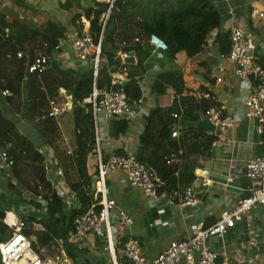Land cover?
Instances as JSON below:
<instances>
[{
    "label": "crops",
    "instance_id": "1",
    "mask_svg": "<svg viewBox=\"0 0 264 264\" xmlns=\"http://www.w3.org/2000/svg\"><path fill=\"white\" fill-rule=\"evenodd\" d=\"M94 3H102V1L32 0L25 4L17 0H0V26L1 23H11L12 26H15L13 30H11L12 27L5 26L9 30L8 37L11 31L14 32V35L17 34L16 36L18 38L22 35V39L20 42H16V46L19 48V51L26 54L27 58L40 52L44 53L39 49L34 50L29 43V29L34 28L35 25H44L47 21L56 23L62 30V35L58 40L66 41L59 50V57L53 60V62L50 60L43 74H32L27 79L30 87L29 109L41 105L37 111L33 112H39V118L41 113L48 110L49 102L53 100L56 105L64 106V110L57 116L58 118L48 117V119L46 118L44 120L38 119L37 128L32 126L28 128L22 124L20 110L16 111L13 105L9 103V98H4L0 95L5 100L4 102L0 101L3 105L0 108L1 113L12 121L18 132L30 143L33 150L40 153L41 156L42 152L40 150L42 147L54 151L56 160L59 163H55L51 154L46 152L44 161L45 176L52 189L61 199L63 213L71 211L65 203L68 196L73 195L79 203L81 199L71 187V181L76 175L73 156L77 149L75 141L77 130L72 116V85L71 88H67L71 84V79L62 77L61 73H76L77 71L87 70L85 66L79 67V65H74L73 61L67 64V57L71 56L70 40L82 28L80 19L85 16L83 11L87 5L93 6ZM214 4L220 14V26L208 35L207 45L204 51L193 60L188 57L184 50L177 51L173 57H168L160 49L154 50L153 45L148 41L149 36L147 37L141 32L137 34V37H135L136 35L132 38L129 37L130 39L128 38L127 43H117V46L120 48L125 45L130 47L137 46L134 50L129 51L133 54L135 62L128 66L124 90L129 82L136 81L139 97L143 94L145 95V101L142 107L144 111L139 112L133 120L126 122L127 126L125 131H123L124 135L128 134L131 136L130 140L137 150V156L139 147L141 148L139 137L144 131L146 117L154 108L171 112V118L172 113L180 112V106H182L184 109L181 111V117L187 122L194 123L191 120L192 117L195 113L196 115L202 114L203 110L198 109L195 112L190 109L191 99L198 100L202 98L207 100L209 98L203 95V93L207 92L213 96L215 101L224 106V112L238 114L245 111L243 101L251 91V80L237 77L233 73L232 66L219 57L220 46L215 42V37L217 33L226 32L230 34L231 29L234 27L244 28L253 34L258 44L257 57L264 58V0H214ZM78 12H81V17L75 18L74 15ZM259 12H262V16H259ZM21 25L23 29L19 28ZM26 26L29 28H26ZM134 38H139V40L135 41ZM23 61L26 63L27 59L24 58ZM109 63L113 66H118L119 64L116 59L113 62L109 61ZM106 72L109 78L108 71L106 70ZM161 75H164L162 79L160 78ZM178 78L182 82L183 91L181 94L175 93L174 89ZM2 81L0 80V84ZM51 91L53 93H50ZM67 91H70L71 94L67 95ZM173 95L174 99H172ZM67 113H70L72 122L66 120L62 125L60 123L63 120L61 117ZM115 121L121 122L127 120L115 119ZM171 121H174L173 117ZM256 122L255 119L235 122L234 126L228 128L225 132L215 135L216 137L212 136L213 152L209 156H201L193 153L195 143L202 142V138L197 137V132L201 129L196 126L181 127L179 137H183L184 139V151L188 154L189 158H198L199 162H202L203 157L210 159V168L206 177H209L212 183L209 186L203 184V182L201 185H197V177L193 172L187 169L184 170L183 165L181 168L185 173L182 172V175L181 173L176 174L179 181L178 186L181 189L187 185H191L193 191L200 198V202L195 207H178L177 204L168 203L165 199H162L161 202L156 201V206L161 209V216H164L165 220H167L165 224H160L156 220L157 214L155 208L149 204V201L138 188L129 185L125 181L121 172L115 171L109 174L108 186L110 195L116 202L117 208L123 209L134 219L132 227L122 228L120 230V235L116 242L118 264H128L123 253V234L126 233L128 235L130 233L137 237L140 241L142 254L147 259H153L167 246L170 240L188 239L193 233V225L195 222L202 221L204 225L213 223L218 218L221 209L231 207L236 202L237 197L241 193H245L247 190L246 187L249 186V180L246 178V184L244 186L242 182V177L245 176L242 173L244 163L250 157L259 156L264 153V145L259 143V136L256 133ZM203 132L209 135L212 134L211 132ZM117 134L114 131V134L111 135L115 138ZM60 143L66 144V146H63V150H58V144ZM216 146L221 148L220 158L215 157L214 149ZM2 147L4 146H0V149ZM117 153H121V151H117ZM189 158L184 161V164H186ZM168 161L179 162V159L177 156L170 155ZM86 162L92 168V171L89 172L91 174L95 171V167L92 165L90 154H88ZM56 166L59 167L58 173ZM62 166L67 171L60 169ZM16 170L17 167L15 169L13 168L12 172L11 170H5L0 164V209L4 211L13 209L19 217L24 218L26 221L27 219L30 221L29 217L35 220V217L41 216L38 211L39 205L34 203L30 204L34 209V213H29L27 218L24 217V212L17 209L18 203L21 200L26 201L22 197L23 193H29L36 197L39 195L24 187L23 183L14 173ZM231 172L232 181L226 191H224L220 183ZM12 173V178L8 177L7 179L4 177V174L10 176ZM70 173L71 175H69ZM58 185L63 187V196H60L58 194L59 192H57L56 186ZM164 186L163 183L161 191H170L164 188ZM14 191L15 194H12ZM84 192L90 197L89 185L84 188ZM214 194H216L215 197ZM16 195H19V197ZM8 198L10 203L8 202L5 205L3 202L8 201ZM41 200L45 203L44 211L46 217L43 215L42 220L40 219L34 226H28L24 230L34 232L44 230V221H47L49 217L47 214V202L42 197ZM37 211L38 215L36 213ZM260 218H263L264 223V206L258 211L252 212V222L258 224ZM9 235L10 230L0 220V241H5ZM27 236L37 245L38 250L36 249V251L38 253L47 258H58L57 261L60 264H95L91 260L94 256L98 259L96 264H108L109 262L107 251L103 248L104 240L94 231L81 239L73 238L68 233L65 239H55L48 248L40 246L36 242L35 235L32 232ZM71 241L75 242L74 246H71ZM249 241H254V244H250ZM208 244L216 253L217 257L221 259L224 257L230 259L244 257L245 262L243 264H264V232L252 233L247 226L245 227L243 221L239 222L235 228L229 229L222 237H210Z\"/></svg>",
    "mask_w": 264,
    "mask_h": 264
},
{
    "label": "built area",
    "instance_id": "2",
    "mask_svg": "<svg viewBox=\"0 0 264 264\" xmlns=\"http://www.w3.org/2000/svg\"><path fill=\"white\" fill-rule=\"evenodd\" d=\"M22 3H29L32 0H17ZM104 8L100 13V29L97 40L89 32L92 17H81L82 28L80 32L70 40L71 56H68L67 64L73 61L74 65L85 66L91 72V90L83 102L91 108L93 150L90 159L95 171L91 174L92 168L86 162V173L90 177L91 202L86 210L77 215L72 222V232L76 238H84L94 231L104 240V250L107 251L108 264H118L116 256V242L122 228H130L134 224V219L123 209L117 208L116 202L110 195L108 186V176L110 173L119 171L125 181L138 188L155 208L156 220L160 224H165L164 216H161V209L156 206V201L165 199L168 203L177 204L178 207H195L200 198L193 191L191 185L170 191H161L163 183L158 180L155 170L145 163L139 161L137 150L135 149L131 136L120 132L115 135L110 134L108 122L115 119L133 120L139 112H143L145 95L137 99L130 98L125 90L129 62L126 61L127 52L119 51L115 55L118 66L109 63L107 55L102 50V41L105 38L107 25L110 20L112 10L116 0H101ZM262 16V12L258 13ZM4 37L8 35V28L2 29ZM138 41L139 38H134ZM154 50H165L166 44L156 35L151 34L148 39ZM66 41L58 40L49 53H37L27 58L26 54L18 51V58L27 59L24 63V75L20 85L8 87L2 81L0 84V95L4 98H14L22 90L23 82L27 81L29 75H41L46 71L50 62L59 57V50ZM258 44L254 36L248 30L241 27H234L230 32V47L226 54L219 53V57L225 60L233 68V73L239 78L251 80V91L244 98V112L238 114H228L224 112V106H213L203 110L199 114V119H206L213 127L212 136L225 132L234 126L235 122L246 119H255L257 122L256 133L258 136L264 133V65L257 61ZM133 57V56H132ZM133 57V63H134ZM65 64V63H64ZM63 65V63H62ZM102 68L108 71L107 83L100 87L98 85L99 72ZM220 80V79H218ZM203 95L208 98L209 93ZM174 99V95L172 97ZM173 112L174 121L169 125L171 137L179 138L181 125V111ZM64 110V106H58L55 101L49 102V108L41 113L39 120L48 117H57ZM216 137V136H215ZM259 143L264 145L263 140ZM121 151V153H117ZM169 162V161H168ZM0 164L5 170L14 168V159L8 155L7 147L0 149ZM245 176L249 180V186L245 194L241 193L236 202L227 208L221 209L218 218L209 225H204L202 221H197L193 225V233L188 239L170 240L153 259H147L142 254L140 241L132 234H123L124 256L128 264H243L244 257L218 259L216 253L208 244L210 237H222L229 230L237 226L242 219L251 212L258 211L264 206V153L253 156L244 163ZM4 177H13V173ZM232 181V172L220 183L221 188L226 191ZM203 184L211 185L209 177L202 179ZM57 192L63 196L64 190L61 185L56 186ZM63 192V193H62ZM15 194V191L12 193ZM216 194H214L215 197ZM19 197V195H16ZM17 209L24 212V217L29 213L33 214L34 209L31 203H38V211L41 216L27 221L19 217L13 209L5 211L1 222L10 230V235L5 241H0V264H60L57 259L44 257L33 248V241L23 230L28 226H34L45 215V203L40 196H32L23 193ZM32 200V201H31ZM10 203L4 201L5 205ZM66 205L69 210L78 209L81 204L76 201L73 195L68 196ZM38 211L36 212L38 215ZM249 219V220H248ZM153 225V223H151ZM246 226L250 231L253 229L252 221L246 217ZM116 229H118L116 231ZM254 244V241H249ZM72 264V263H70ZM74 264V263H73Z\"/></svg>",
    "mask_w": 264,
    "mask_h": 264
},
{
    "label": "trees",
    "instance_id": "3",
    "mask_svg": "<svg viewBox=\"0 0 264 264\" xmlns=\"http://www.w3.org/2000/svg\"><path fill=\"white\" fill-rule=\"evenodd\" d=\"M103 8L104 3H94L93 6L87 5L83 11L86 17L92 15L89 32L94 36L95 41L100 29L99 17ZM80 16L81 12L74 15L75 18ZM220 21V14L214 0H116L107 25L105 38L102 41V50L108 56L109 61L113 62L115 53L119 50L129 52L137 47L125 45L120 48L117 43H127L130 38L135 35L137 37V34L141 32L147 37L151 34L158 36L167 46L166 54L168 57H173L177 51L184 50L188 57L193 60L204 51L208 35L214 29L219 28ZM1 26L12 27L11 30L15 29L11 23H1ZM19 28L23 29L22 25ZM26 28L29 27L26 26ZM29 30L31 48L39 49L44 53L50 51L62 35L60 26L52 21H47L44 25H35ZM16 35L11 31L8 39H3L0 36V80H3L8 87L19 85L23 77L24 61L16 57V52L19 51L16 42H20L22 35L19 38ZM215 42L219 44L220 52L226 54L230 46V34L226 32L217 33ZM257 58V61L264 65V58ZM61 76L71 79V84L67 88H71L72 85V116L77 130L75 134L77 149L73 156L76 175L71 181V187L80 196L81 208L73 209L67 213L62 212L61 199L46 179L41 154L33 150L12 121L3 116L0 111V146H8V155L14 159V169L17 167L14 173L24 187L41 196L47 202L49 219L44 221V230L41 232L23 231L27 235L32 232L36 242L43 248H48L55 239H65L72 227L74 218L86 210L92 200L91 196L89 197L84 192V188L89 185V176L85 167L88 154L92 150L93 133L90 108L88 104L83 102L91 90V72L87 70L76 73L68 72L61 73ZM163 76L161 75L160 78L162 79ZM107 81L106 69L102 68L98 77L99 86H104ZM135 82H129L125 88L127 94L133 99L139 97V90ZM174 89L175 93L178 94L183 91L182 82L179 78ZM191 100L190 109L195 112L198 109L204 110L217 104L211 97L207 100L202 98ZM9 101L13 103V99L9 98ZM13 107L19 111V102L15 101ZM170 113L159 108H154L149 112L144 131L139 137L141 148L138 152V159L155 170L158 180L164 183V188L174 190L179 184L176 174L181 173L182 175L183 169L181 167L185 166L184 161L188 154L184 151L183 137L175 139L170 135L169 125L172 122ZM191 120L197 122L198 115L195 113ZM126 126V121L117 122L114 120L116 134L125 131ZM198 136L202 138V142L195 143L193 153L201 156L211 155L213 152L212 136L201 130L197 132ZM260 139L264 141V133ZM170 155L177 156L179 162L167 163ZM35 204L39 205L38 203ZM4 213L5 211L0 209V220ZM31 219L29 217V220ZM33 248L37 249L34 242Z\"/></svg>",
    "mask_w": 264,
    "mask_h": 264
},
{
    "label": "rangeland",
    "instance_id": "4",
    "mask_svg": "<svg viewBox=\"0 0 264 264\" xmlns=\"http://www.w3.org/2000/svg\"><path fill=\"white\" fill-rule=\"evenodd\" d=\"M163 51H164V53L167 52V50H162V52ZM29 91H30L29 81L27 80V81L23 82L22 90H21L20 94L17 97H14L13 98V103L15 101H18L19 102V107H20V109H19L20 111L19 112H20V116L22 118V124L25 125L28 128L30 126H32L34 128H37L36 126L38 124V114H39V112L38 113H33V112L37 111L41 107V105H37V106H34L31 109H29V102H30ZM0 101H3L4 102L5 100L0 97ZM9 103L13 105L12 102H9ZM2 106L3 105L0 102V108ZM34 115H35V117H34ZM70 117H71L70 113H67L66 115L63 114L62 117H61V119H63V120L60 123L63 125L66 120H69L70 122H72L71 119H70ZM63 146H66V144H61V143L58 144V148H59L58 150H63V148H64ZM139 149H140V147H139ZM92 150H93V143H92ZM92 150L90 151L89 154H91ZM36 151H37V149H36ZM40 151L42 152L43 164H44V161H45V158H46V152L49 153V154H51V156L54 159V162L55 163H59L56 160V156H55L54 151H50V149H48V148L45 149L44 147H42V149ZM60 164H62V163H60ZM56 168H57L56 171L58 173L59 167L56 166ZM60 169L64 170L65 168H64V166H62V168L60 167ZM85 170H86V167H85ZM69 175H71V173ZM246 217L252 219V212L250 214H248L247 216H245L243 218V220H242L243 221V224L245 225V227H246ZM262 219L263 218H260V221L258 222V224H255L254 222H252V224H253L252 233L264 232V223H263V220ZM69 234L73 238H76L73 235L72 229H70ZM76 239H81V238H76ZM74 245H75V242L74 241H71V246H74ZM218 259H221V258L218 257Z\"/></svg>",
    "mask_w": 264,
    "mask_h": 264
},
{
    "label": "water",
    "instance_id": "5",
    "mask_svg": "<svg viewBox=\"0 0 264 264\" xmlns=\"http://www.w3.org/2000/svg\"><path fill=\"white\" fill-rule=\"evenodd\" d=\"M128 56L126 61L129 63H133V54L131 52L128 53ZM67 95H70V91L66 92ZM71 101V99H70ZM179 124L182 127L188 126V127H199V129L205 131V132H213L214 127L206 120V119H201L200 121H198L196 123V125L192 122H187L184 119H181L179 121ZM109 127H110V132L111 134H114V124H113V120L109 121ZM215 152V157L216 158H220V154H221V148L219 146H216L214 149ZM210 159L208 157H203L202 158V162L198 161V158H193V159H188V161L186 162V165L184 166V170H189L190 172H193L194 175L197 177V185H201L202 183V179L205 178L207 176L208 170L210 168V163H209ZM242 173L245 174V170L242 171ZM242 182L243 185L245 186V182H246V177L243 176L242 177ZM245 194V193H244ZM92 261H94V263L96 264L98 259L96 256L91 258Z\"/></svg>",
    "mask_w": 264,
    "mask_h": 264
},
{
    "label": "clouds",
    "instance_id": "6",
    "mask_svg": "<svg viewBox=\"0 0 264 264\" xmlns=\"http://www.w3.org/2000/svg\"><path fill=\"white\" fill-rule=\"evenodd\" d=\"M80 17H81V16H80ZM80 17H79V18H80ZM89 17H90V16H89ZM3 28H5V27H2V28H1V30H0V36L3 37V39H8V35H7L6 37H4L3 34H2V29H3ZM8 32H9V30H8ZM230 32H231V31H230ZM229 47H230V46H229ZM166 49H167V48H166ZM166 49H165V50H166ZM120 51H122V50H120ZM17 52H18V51H17ZM17 52H16V53H17ZM127 53H128V52H127ZM220 53H221V52H220ZM116 54H117V53H115V55H116ZM16 57H17V56H16ZM17 58H18V57H17ZM20 59H22V58H20ZM131 64H132V63H131ZM23 73H24V70H23ZM23 75H24V74H23ZM21 81H22V79H21ZM21 81H20V84H21ZM3 82H4V81H3ZM20 84H19V85H20ZM17 96H18V95H17ZM209 97H211V98L213 99V101H215V99L213 98V96H211V94H210ZM209 97H208V98H209ZM10 99H12V98H10ZM215 102H216L217 104H215L214 106H216V107H217V106H221L220 103H218L217 101H215ZM212 107H213V106H212ZM183 109H184V108H183ZM181 119H183V118L181 117ZM181 119H180V120H181ZM180 120H179V121H180ZM198 121H200V119H199V115H198V120H197V122H198ZM197 122H196V123H197ZM196 123L194 122V124H196ZM181 127H182V126H181ZM208 133H210V132H208ZM211 133H212V132H211ZM210 135L212 136V134H210ZM260 136H261V135H260ZM260 136H259V140H260ZM261 145H262V144H261ZM7 147H8V146H7ZM187 158H189V156H188ZM187 158H186V159H187ZM189 160H190V158H189ZM185 165H186V164H185Z\"/></svg>",
    "mask_w": 264,
    "mask_h": 264
}]
</instances>
